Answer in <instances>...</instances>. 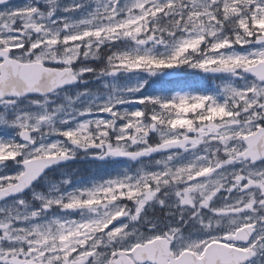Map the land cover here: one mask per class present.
Segmentation results:
<instances>
[{"label":"snow or ice","instance_id":"snow-or-ice-1","mask_svg":"<svg viewBox=\"0 0 264 264\" xmlns=\"http://www.w3.org/2000/svg\"><path fill=\"white\" fill-rule=\"evenodd\" d=\"M0 264H264V0H0Z\"/></svg>","mask_w":264,"mask_h":264},{"label":"flooded vegetation","instance_id":"flooded-vegetation-1","mask_svg":"<svg viewBox=\"0 0 264 264\" xmlns=\"http://www.w3.org/2000/svg\"><path fill=\"white\" fill-rule=\"evenodd\" d=\"M14 3L17 4H23L27 2V0H13ZM64 3H68L69 0H63ZM181 75L179 77H166L163 80H159L156 83V87H170L172 85V82L174 80H182L186 82H200L202 84H205L207 87H212V81H201L200 75L202 74H193L191 70H180ZM163 81L169 82V84L164 83ZM94 87V86H93ZM112 165H103L102 162L99 161H91V160H78L76 162H73L70 165L69 171L72 169L77 170L76 174L79 176H83L85 178H88L93 175H99L101 174L105 168H111ZM59 173L54 174V176H58Z\"/></svg>","mask_w":264,"mask_h":264},{"label":"rangeland","instance_id":"rangeland-1","mask_svg":"<svg viewBox=\"0 0 264 264\" xmlns=\"http://www.w3.org/2000/svg\"><path fill=\"white\" fill-rule=\"evenodd\" d=\"M164 83H166V84H169V82H167V81H163ZM127 107V106H126Z\"/></svg>","mask_w":264,"mask_h":264}]
</instances>
